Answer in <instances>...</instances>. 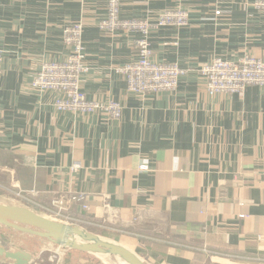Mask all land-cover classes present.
<instances>
[{
    "label": "crops",
    "instance_id": "obj_1",
    "mask_svg": "<svg viewBox=\"0 0 264 264\" xmlns=\"http://www.w3.org/2000/svg\"><path fill=\"white\" fill-rule=\"evenodd\" d=\"M118 1L124 19L188 13L187 25L149 36L153 61L191 69L174 91L127 90L116 69L137 60V35L99 30L108 0H0V202L51 218L55 197L81 194L88 209L71 202L66 213L104 223L103 234L119 229L147 264H264V87L211 97L198 71L214 58L264 61V10L249 0ZM74 22L88 69L81 91L120 103L117 120L58 111L55 92L31 87L43 62L65 61L63 28ZM18 189L36 191L39 205Z\"/></svg>",
    "mask_w": 264,
    "mask_h": 264
},
{
    "label": "built area",
    "instance_id": "obj_2",
    "mask_svg": "<svg viewBox=\"0 0 264 264\" xmlns=\"http://www.w3.org/2000/svg\"><path fill=\"white\" fill-rule=\"evenodd\" d=\"M249 1L255 8L264 10V0ZM106 9V17L100 19L97 24L100 31L109 34L125 31L137 35L135 41L137 60L116 69L124 77L127 90L138 95L174 91L179 79L191 69L181 68L176 63L153 61L149 36L152 29L187 25L188 13L180 9H168L154 20L124 19L120 16L118 0H108ZM217 14H219L218 11ZM82 33L83 25L81 22H74L63 28V41L70 51L68 56L62 62H43L31 83V87L38 92H55L58 97L54 100L53 106L58 111L81 114L100 113L109 119L117 120L122 115L120 103L114 100L88 99L81 91L80 79L88 70L84 64ZM3 57L4 51L0 49V77ZM198 71L205 79L206 92L211 97L221 93H242L247 86L251 85L264 87V61L253 56H245L237 62L214 58ZM78 167L79 165L75 164L70 170L75 171ZM141 168H146V166ZM35 193L37 192L31 190L27 193L20 189L13 192L14 196L23 202L38 206L39 204L34 200ZM82 200L83 195L81 194L71 195L67 198L55 197L45 210L52 216H50L51 219L56 221L80 227L88 224L92 227L104 228L101 226L104 223L72 217L66 213L71 202L79 203L82 211L87 210L88 205ZM65 252V250L57 248V254H64ZM56 255L50 259L56 258Z\"/></svg>",
    "mask_w": 264,
    "mask_h": 264
},
{
    "label": "water",
    "instance_id": "obj_3",
    "mask_svg": "<svg viewBox=\"0 0 264 264\" xmlns=\"http://www.w3.org/2000/svg\"><path fill=\"white\" fill-rule=\"evenodd\" d=\"M0 226L39 237L65 251H79L125 261L147 264L130 248L78 225L53 220L16 204L0 202ZM0 257L11 264H29L33 255L23 249H8L0 244Z\"/></svg>",
    "mask_w": 264,
    "mask_h": 264
},
{
    "label": "rangeland",
    "instance_id": "obj_4",
    "mask_svg": "<svg viewBox=\"0 0 264 264\" xmlns=\"http://www.w3.org/2000/svg\"><path fill=\"white\" fill-rule=\"evenodd\" d=\"M47 214L48 216H51L49 213ZM81 226L84 229L97 234H99V230L103 229L101 227H92L88 224ZM101 226H103L104 229L106 228L105 224ZM107 232H110V234H103L104 232H100L99 235L119 243L118 240L120 239V235L122 234L119 229L113 227L112 230H109ZM0 244L4 245L8 249L23 248L26 251L30 252L33 255L30 264H122L115 258H109L105 256L81 254L75 252H71L69 254L67 253L68 251H66L64 254H57V247L50 244L48 241L39 237L21 233L7 227H0ZM54 255H56V258L51 260L50 258H52V256ZM0 264H11V262L4 259L3 257H0Z\"/></svg>",
    "mask_w": 264,
    "mask_h": 264
},
{
    "label": "trees",
    "instance_id": "obj_5",
    "mask_svg": "<svg viewBox=\"0 0 264 264\" xmlns=\"http://www.w3.org/2000/svg\"><path fill=\"white\" fill-rule=\"evenodd\" d=\"M71 252H75V253H81V254H87V253H83V252H79V251H68L67 253H71Z\"/></svg>",
    "mask_w": 264,
    "mask_h": 264
},
{
    "label": "bare ground",
    "instance_id": "obj_6",
    "mask_svg": "<svg viewBox=\"0 0 264 264\" xmlns=\"http://www.w3.org/2000/svg\"><path fill=\"white\" fill-rule=\"evenodd\" d=\"M122 264H127L125 261L119 260Z\"/></svg>",
    "mask_w": 264,
    "mask_h": 264
}]
</instances>
